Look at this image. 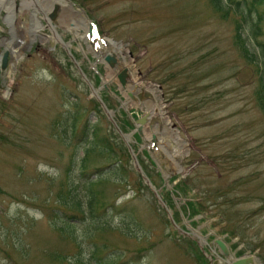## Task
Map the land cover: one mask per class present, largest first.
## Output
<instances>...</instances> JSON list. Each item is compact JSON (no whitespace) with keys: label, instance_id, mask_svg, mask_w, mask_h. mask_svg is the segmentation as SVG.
Instances as JSON below:
<instances>
[{"label":"rangeland","instance_id":"374dc122","mask_svg":"<svg viewBox=\"0 0 264 264\" xmlns=\"http://www.w3.org/2000/svg\"><path fill=\"white\" fill-rule=\"evenodd\" d=\"M70 1L96 22L102 39L118 42L122 55L115 53L121 64L126 58L121 67L128 70L129 84L133 87L137 78L165 115L161 119L155 113L151 124L169 120L170 135L177 131L186 143L176 163L170 154L179 147L158 133L159 145L162 140L166 146L159 148L161 161L173 175L169 189L153 162L157 151L151 147L149 156L135 138L132 143L160 193L174 194L170 204L174 217L178 214L176 224L185 225L184 215L203 234L214 232L229 242L238 256L253 255L264 264L259 66L241 50L237 18L223 19L210 0ZM27 24L24 13L17 46L11 48L19 55L0 60V264H204L196 244L168 222L69 55L52 43L34 51L23 45L30 41ZM240 34L253 52L264 43V24L257 41L249 40L246 26ZM103 46L109 52L119 48ZM3 53L1 47L0 59ZM94 60L85 58L82 68L97 89L102 86L90 65ZM117 78L108 85L114 92L123 90ZM123 93L132 103L128 110L141 117L147 100ZM101 97L119 126L131 132L120 102L106 89ZM179 164L184 170L177 174ZM180 183L187 190L184 196L175 189ZM90 198L100 206L98 218L88 209ZM77 201L85 215L75 210ZM189 201L200 204L203 214L192 217ZM212 260L206 264H225Z\"/></svg>","mask_w":264,"mask_h":264},{"label":"flooded vegetation","instance_id":"af4514ba","mask_svg":"<svg viewBox=\"0 0 264 264\" xmlns=\"http://www.w3.org/2000/svg\"><path fill=\"white\" fill-rule=\"evenodd\" d=\"M6 1L8 2H5V0H0V48L4 47V54L7 53L8 48H11V46H13V40L16 41L17 35L19 34L17 32L19 19L25 13L26 17L29 20L28 27L29 30L31 31L30 41L26 47L27 50L34 51L38 49L42 44L52 43L56 48L59 47L60 50H63L66 54V48L64 47L66 46L67 48L70 49V52L72 53L76 61L80 63L81 67L85 63V58L86 60H89V54L91 55V57H93V55L89 53V51L91 50L90 42H88V40H86L83 36L78 35V33H81L83 32V30L85 31L86 29L85 25L87 24L85 17L82 15L80 16L77 15L73 11V9H71L73 3L70 0H61L62 3H65L67 10L61 7L62 3L59 0H6ZM32 3L33 5L35 3L34 8ZM59 7L60 9L62 8V13L59 12L60 11L58 10ZM9 13L11 16L9 15ZM54 13L58 14V16L60 17L54 20L53 19ZM62 15L64 18L60 19ZM67 15H69L70 17H68ZM1 27L4 28V30H2ZM71 27L72 28L75 27L74 28L75 30L72 29ZM35 31L37 32L42 31L44 33L35 35V33H37ZM57 35L60 36V39L63 42L62 45L64 46H62L61 43L59 42ZM95 61L98 62L97 59ZM93 64L94 63H92V65ZM98 67H99L98 68L99 73L101 72L104 78H107L108 81L113 80V78L117 77L119 74L118 70L111 71L105 66V64L98 63ZM99 73H97V76L95 75V78L96 81H99L98 83L99 85H103V79L100 77ZM109 73H111L110 75L111 78H108ZM94 84H97V82H95ZM117 91L118 93H120L119 90ZM207 242L209 244V248L206 247L207 257L209 256L213 257V260L210 259V261L212 260L214 263L217 261H222L225 264H229L228 259L222 256V254L218 249V246L214 244V238L213 237L208 238ZM231 247L232 246L229 245L230 251L235 256H237L238 252H234Z\"/></svg>","mask_w":264,"mask_h":264},{"label":"trees","instance_id":"16d2710c","mask_svg":"<svg viewBox=\"0 0 264 264\" xmlns=\"http://www.w3.org/2000/svg\"><path fill=\"white\" fill-rule=\"evenodd\" d=\"M210 2L214 10L223 19L228 18L230 14H233L237 18L235 20L237 23L236 31H237L238 43L240 44L241 50L245 54L246 59L250 63L252 64L257 63V65L259 66V88L256 95L258 98V105L261 108L262 112L264 113V43H258V49L257 50L254 49L253 52L252 51L250 52L246 40H242L240 34L241 29H243V27L246 26L249 29V36H248L249 40L257 41V37L261 34L262 27L264 24V0H242L241 2L235 0H210ZM97 133L98 130L94 131V136ZM99 142L105 145V143H107V140L101 139L99 140ZM108 149H109V144H108ZM111 150H112V146H111ZM125 150L127 149L125 148ZM127 155L129 156L128 153ZM120 161L122 160L119 159L117 162ZM117 168L121 169V166ZM121 182L124 183V179L121 180ZM182 187H183L182 183H180L178 184L177 189L179 190L180 194L184 196L187 194V190L186 188H182ZM165 199L173 201L170 193L168 197H166ZM96 204H98L96 200L91 198L89 199L88 209L90 210L91 215L94 218H98L100 216V206ZM188 205L193 209V213H191L192 217H197L203 214L200 208V204L191 201L188 203ZM74 207L75 210L80 215H85V212L82 210V205L80 202L77 201L74 204ZM103 210L106 211L107 208L103 207ZM201 256L204 257L202 253Z\"/></svg>","mask_w":264,"mask_h":264},{"label":"water","instance_id":"95a60500","mask_svg":"<svg viewBox=\"0 0 264 264\" xmlns=\"http://www.w3.org/2000/svg\"><path fill=\"white\" fill-rule=\"evenodd\" d=\"M56 17H57V14H54L53 19L55 20ZM92 24L94 25V23H92ZM90 37H92L93 39H99L98 33L96 35H93V33H92V35H90ZM100 42L104 44V42H102L101 40H100ZM110 43H112V42L110 41ZM105 61L111 67H114L118 63L117 57L114 54L112 55V54H109V53L107 55H105ZM127 77H128L127 70H125V72L119 76V78L121 80V83L124 86L126 85V82H127L126 78ZM93 92L95 93V95L97 94V92L95 90H93ZM128 95H129V97L134 98V96L131 93H128ZM100 102L102 103L103 108H104V110H105L108 118L113 123V125L116 128L117 132L122 136L123 140L127 144L128 148H129V151H130V154L132 156V159L134 160L135 169L143 176V179L145 180L146 184L154 191V193L156 194V196H157V198L159 200V203L167 211L170 220L175 225V221L173 219L172 210L167 205V202L164 201L163 196L160 195L158 193V191L156 190V188L153 186V184L151 183L150 179L144 174V171H143V169H142V167H141V165H140V163H139V161L137 159V156H136L134 150L132 149V147L130 146V142H131L132 136L135 133H138L140 135V137L142 138V141L145 144L148 145L150 143V141L147 140L146 137H145V134H144V126L147 125L150 122V120L152 118V114L147 113L143 118H141L138 121H136L135 122L136 129L132 133H130V134H124V133H122V131L120 130V128H119V126L117 124V122L114 119V112L108 110V108L104 105V103L102 101H100ZM153 127L154 126H151V128H153ZM151 141H152V143H153V145L155 147H158V143H159L158 135H157V132H155L154 130H153L152 140ZM163 167L166 170L165 166H163ZM182 170H183V167L180 165L179 172H181ZM163 176H164V179H165V182H166L167 186L170 187L169 180L172 177V174H166L165 171H163ZM189 229L192 230L193 232L197 233L198 236L204 242V240H205L204 237H202L197 231L193 230L191 227H189ZM216 243L220 247L222 253L230 260L231 264H256V261H259V258H255L253 256H251V257H244V258H241V259H234L231 256V254H230V252L228 250L227 245L219 237H217Z\"/></svg>","mask_w":264,"mask_h":264},{"label":"bare ground","instance_id":"6f19581e","mask_svg":"<svg viewBox=\"0 0 264 264\" xmlns=\"http://www.w3.org/2000/svg\"><path fill=\"white\" fill-rule=\"evenodd\" d=\"M61 3H62V1L61 0H59ZM5 2H8V1H6L5 0ZM2 3V2H1ZM15 3V2H14ZM13 3V4H14ZM39 3V2H38ZM10 4V3H9ZM35 4V3H34ZM47 4V3H46ZM4 5V4H3ZM17 5V4H16ZM44 5V4H43ZM39 6V5H38ZM37 6V7H38ZM6 7V6H5ZM13 7V6H12ZM46 7V6H45ZM61 7H63L65 10H67L66 9V6H65V3H62V5H61ZM17 8V7H16ZM25 8V7H24ZM39 8V7H38ZM10 9V8H9ZM13 9V8H12ZM41 9V8H40ZM71 9H73V8H71ZM8 10V9H7ZM43 11V10H42ZM50 11H51V9H50ZM60 11H62V8L60 9ZM75 12V11H74ZM9 15H10V13H9ZM14 15V14H13ZM11 16V15H10ZM47 16V15H46ZM67 16H69V15H67ZM62 17H63V15H62ZM47 18V17H46ZM11 19H13V18H11ZM36 20V19H35ZM71 21H73V20H71ZM76 24V23H75ZM86 26V25H85ZM69 27V26H68ZM72 28V27H71ZM75 27H73L72 29H74ZM85 28V27H84ZM69 29V28H68ZM89 29V28H88ZM39 30V29H38ZM75 30V29H74ZM79 30V29H78ZM82 30H83V28H82ZM86 31L84 32V34L85 33H87L88 31H87V29H85ZM26 33H30V30H27V32ZM53 33V32H52ZM39 35V34H38ZM77 35V34H76ZM54 37V36H53ZM85 37V36H84ZM68 44V43H67ZM98 45V44H97ZM115 47H120V46H118V45H116ZM121 48V47H120ZM115 50V49H114ZM120 54H121V52H120ZM13 55H14V57H17L18 55H19V52H13ZM122 55V54H121ZM125 63H126V61H125ZM126 67V66H125ZM127 70V69H126ZM131 75V74H130ZM134 78V77H133ZM137 79V78H136ZM136 79H134V83H133V87L132 88H138V89H140V86L138 85V83H137V81H136ZM149 88H151V87H149ZM151 90V92H154L155 91V89H150ZM155 96V95H154ZM156 101V100H155ZM142 109V108H141ZM147 110H153L152 112H153V114H155V113H157V114H159V116H160V118L161 119H163V118H165V115H164V113L162 112V110L160 109V108H158V104H157V106L155 107V104H153V102H150V104H148L147 103ZM165 121V120H164ZM167 121V120H166ZM166 126L164 127L165 129H166V131H163L162 130V128H161V126L162 125H158V127H157V129H156V132H161L162 131V133L164 134V137L163 136H161L163 139H165L168 143H169V141H170V139L172 140V144H173V142H175L176 144H177V146L179 147V148H176V150H175V148L171 151V154H170V158L173 160V161H175L176 163H177V157H179V156H182L183 154H184V149H185V147H186V143L183 141V140H181V138L179 137V135H178V133H177V131H174L173 132V134L172 135H170V132H172L171 131V127H170V121L168 120L167 122H166V124H165ZM163 127V126H162ZM160 136V135H159ZM162 143V140H161V142H160V146L162 147V148H166V146L165 145H162L161 144ZM185 145V146H184ZM183 146V147H182ZM179 149V150H178ZM181 149V150H180ZM162 151H161V149H159V155H162V153H161ZM177 165V164H176ZM174 166V165H173ZM173 166H171L170 165V168H171V170L172 171H174V169L175 168H173ZM176 167V166H175ZM169 168V167H168ZM170 170V169H169Z\"/></svg>","mask_w":264,"mask_h":264}]
</instances>
